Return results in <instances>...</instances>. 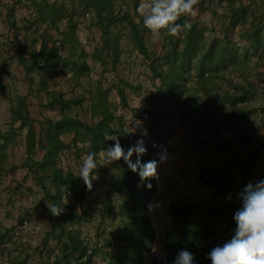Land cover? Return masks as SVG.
Segmentation results:
<instances>
[{"label":"trees","instance_id":"1","mask_svg":"<svg viewBox=\"0 0 264 264\" xmlns=\"http://www.w3.org/2000/svg\"><path fill=\"white\" fill-rule=\"evenodd\" d=\"M14 2L22 5L26 2L31 7L32 19L24 25V29L34 28L35 37L29 41L31 45L40 40L38 50L27 52V57L19 56L26 78L31 85L34 76L38 79L37 89L40 90L41 98H45L44 106L53 108L56 105L60 108L58 119L47 118L40 124V134L36 139L32 120L23 101L19 99L16 109H12L11 118L12 124H18L4 137L6 141L13 140L14 130L26 126L28 153L34 151L36 142L44 150L40 161H30L25 165L33 170L44 190V197L38 204L46 212L49 224L44 242L48 237L59 242V253L48 264H91L93 256H97L100 250L110 248V244L114 248L107 251V264H143V251L150 250L155 233L147 214L149 200L156 191L155 179L142 182L138 173L132 172L123 159L112 164L107 172L106 193L98 202L102 216L96 241L103 242L101 247L89 254L82 244L80 229L87 222L88 212L85 209L72 210L64 204L69 194L81 200L84 191L79 190L83 180L78 177V173L60 164L63 151L72 145L76 146L77 142L88 141L86 155L92 152L98 154L115 143L107 140L112 135L118 137L125 151L136 143L126 138L122 113L115 116V108L108 100L110 90L99 83L91 87L88 60H97L103 65L108 63L114 67L125 49L124 42L132 45L143 57L151 85L145 105L149 110V119L145 131L138 134L147 151L139 159L142 164L149 161L159 164L166 153L161 136L169 134L172 129L168 120L172 103L177 104L181 112L196 117V130L207 136H212L220 126L243 123L249 114V108L240 107V104H246L247 92H251L254 83L249 81L226 89L230 85L234 86L232 76L240 73L242 67L239 65L248 59L247 55L239 54L236 41L230 34V30L239 23L236 11L234 9L231 15H227L222 37L206 36L202 26L190 21L191 15L182 18L179 22L190 24L191 27L182 29L179 36L164 37V49L160 55H154L149 50L152 36L137 11L140 0ZM237 13L245 17L247 10L239 8ZM13 17L14 10L10 8L7 19ZM260 22L254 16L246 30L239 33L246 42L243 52L250 49L257 54L263 49L264 36ZM11 25L14 26L12 21ZM90 25L100 31V46L89 48L88 41L82 43V33L88 31ZM58 64L71 70L69 82L73 84L72 87L83 90V93L73 92L71 97L65 98L61 91L50 89L48 78ZM190 72H193L192 82L186 87ZM84 81L88 83L83 85ZM123 84L129 85L126 82ZM118 93L123 109L128 107L124 91L118 89ZM85 100L91 101L92 114L101 115L94 124L66 112L71 106H80ZM230 106L238 107L229 110ZM70 132L74 133L72 141L64 142L61 136ZM255 154L256 149L242 159H228L229 165L222 169L215 166L200 168L199 179L204 186L214 188L212 194L217 195L218 199L206 196L180 197L170 203L172 227L164 231L161 242L163 256L158 259L151 257L152 264H173L182 250L194 255V264H211L208 259L211 249L222 246L234 234L233 215L242 205L239 194L247 183L264 179V169L256 167ZM130 159L135 163L137 155L133 153ZM148 184H151L150 188L146 186ZM48 204L63 207L64 211L59 216H53ZM106 226L111 228L109 233H105ZM3 238L4 234H1L0 245ZM43 248L46 249L45 243Z\"/></svg>","mask_w":264,"mask_h":264},{"label":"crops","instance_id":"2","mask_svg":"<svg viewBox=\"0 0 264 264\" xmlns=\"http://www.w3.org/2000/svg\"><path fill=\"white\" fill-rule=\"evenodd\" d=\"M14 1L0 0V235L4 234L3 241L0 245V264H48L49 261L50 263L53 262L55 255L59 253V242L57 239L51 240V237H48V240L44 242L49 224L46 212L38 206L44 197V190L41 188L33 170H29L25 165L26 163H30V161H40L44 155V150L36 142L34 151L28 153L25 143L26 126L22 129L17 128L14 130L15 138L13 140L6 141L4 137L11 132L12 127L18 124V122L12 124L11 118L12 109H16L19 99L23 101L29 118L32 120V127L35 131L36 139L40 134V124L44 123L47 118L53 120L58 119L60 108L56 105L53 108L44 106L45 98H41L40 96V90L37 89L38 79L35 76L33 77L34 83L32 85L27 78V84L23 80L18 81L19 78L23 79L26 77L24 65L20 63L18 57L20 55L26 56L22 53L25 49L23 48V44H30L29 41L35 37V34L34 28L29 30L24 29V25L32 19L31 7L26 2L22 5L21 3L15 4ZM220 1L219 6H214L212 0H200L197 6V13L192 17L189 16L191 22L197 23L204 28V34L206 36L210 38L213 36L222 37L224 26L227 23L226 17L227 15H231L234 9L239 23L234 29L230 30L231 33H234L233 38L237 39L238 37L246 45L245 40L240 37L239 33L246 30L248 23L254 16L261 20L260 24L262 25V34L264 36V0ZM10 8L14 10V17L8 20L7 13ZM25 8H28V10H25ZM239 8H245L247 10L245 17H241L237 13ZM11 21L14 26L11 25ZM96 30L98 32L96 33L98 34V38H95L93 47L100 46L101 44L100 31L97 27ZM86 32L87 34H85ZM85 33H82L85 37L82 36L81 38H85L88 43H92V35L86 30ZM7 41H9V44ZM38 42V46H40V40ZM263 50L264 45L263 49L257 53L260 59L261 57L263 58ZM124 52L125 49H123L120 58L124 55ZM7 56L12 63L5 59ZM88 62L90 65L89 76L91 80L89 83L90 85L92 84L91 87H95L94 85L97 83L104 87L106 86L105 88L110 90L108 100L112 108H115V116L119 115L122 105L120 103L118 89L123 90L122 86L119 82L104 85V79L106 77L108 78L107 68L103 70L97 60H88ZM262 63L264 64V61ZM16 67L21 69L20 76L18 73L15 75L12 74V71H15L14 69ZM248 68L250 69V67ZM70 76L71 70L58 64L53 69V73L49 76L50 78H48L47 83L50 89L61 91L65 98L71 97L73 92L83 93V90L75 86L72 87L73 84L69 82ZM85 82L83 85L88 83ZM240 82L241 84L244 83L243 80ZM22 85L25 87L26 92L32 96L27 97L25 95L26 92L20 90ZM125 98L128 101L126 92ZM137 98L140 100L139 97ZM90 108L91 101L85 100L80 106H71L66 112L77 115L82 120L85 119L89 124H94L101 118V115L92 114ZM73 136L74 133L70 132L62 135L61 138L64 142L70 143ZM88 148V141L77 142L76 146L72 145L70 149L63 151L60 157V164L63 168L78 173ZM102 152L99 151L97 154L98 170L96 175L98 178L93 181L91 190L86 188L84 182H81L79 190L84 191V197L81 200H76V197L69 194L66 200V206L69 209L78 211L81 209L87 210V222L81 227L85 232L90 233L94 239L96 238L93 235L99 232V226H101L102 213L98 202L106 193L107 172L112 164H115V161H113L110 164L101 165L104 164L103 159L100 157V153ZM163 158L161 161H163ZM99 165L101 166L99 167ZM154 196L155 193L149 200L147 210H150L151 201ZM45 202L47 203V201ZM149 214L151 215L150 211ZM11 216L16 217L15 223L17 225L11 222L12 219L7 218ZM25 216L29 217L25 220ZM10 224L11 226L13 224L15 227L11 229ZM44 243L46 249L43 248ZM113 248V244H110V248L100 250L93 264H107V251ZM48 249L50 252L47 251ZM59 264L62 263L59 262Z\"/></svg>","mask_w":264,"mask_h":264},{"label":"rangeland","instance_id":"3","mask_svg":"<svg viewBox=\"0 0 264 264\" xmlns=\"http://www.w3.org/2000/svg\"><path fill=\"white\" fill-rule=\"evenodd\" d=\"M25 10H28V8H25ZM88 28L89 33L92 35V43L90 42L88 45L91 48L94 46L93 42L95 38H98V34H96L98 32L95 26L90 25ZM181 34L182 30L179 35ZM230 34L232 39L236 41L239 54L247 55L248 59L239 65L242 67L240 73L238 72V74L232 76L234 86L230 85L226 89L235 88L236 85L241 84L240 81L242 80L244 83L249 81L254 83V88L251 92H247L246 104H240V107L249 108V114L243 123H236L227 127L220 126L215 129L212 136H207L196 130V117L189 116L187 112H181L178 105L172 103V112L168 117L169 122L172 124V129L169 134L161 136V140L166 148L164 155H167L163 158V161L157 164L158 178L155 179V196L151 201L150 210H147L155 233L150 250L143 251V264H152L151 257L158 259L163 256L161 242L164 231L172 227L169 211L170 203L178 200L180 197L206 196L213 198V200L218 199L217 195L213 196L212 194L214 188L204 186L199 179L201 167L215 166L222 169L229 165L228 159H242L256 149V167L260 170L264 169V64L262 63L264 61V50L263 58L261 57V59L257 54L252 53L250 49L247 52H243L246 47L245 43L241 39L239 40L238 37L237 39L233 38L234 33ZM7 43L9 44V41ZM38 43L36 41L32 45L23 44V48L25 49L22 53L27 55V52L37 50L39 47ZM123 47L125 48V52L117 63V68L108 63L103 65L99 62L103 70L107 68L108 78L106 77L103 83L104 85H110L119 82L124 93L126 92L128 96V101L139 97L140 100L137 99L142 105L147 104L151 81L148 71L142 66L144 62L143 57L129 43L124 42ZM163 49L164 44L162 43V39L152 37L149 45L150 52H154V55H160ZM5 59L11 62L8 56ZM14 70L16 72L11 70L12 74L18 73L20 76L21 69L16 67ZM192 75L193 72H190V78L186 83V87L190 86ZM89 78L91 79L90 76ZM19 80H23L26 84L28 81L26 77L23 79L19 78ZM121 81L129 83V85L125 86ZM137 86H139L138 89L136 88ZM20 90L26 92L23 85ZM25 95L27 97L32 96L28 92ZM237 107L230 106L228 109L235 110ZM132 112L133 110L131 111L129 106H126L124 109L121 106L119 113H123V119H127ZM28 217L25 216L24 219L26 220ZM7 218L12 219L11 222L15 223L16 217L11 216ZM15 224L17 225V223ZM12 226L11 229L15 227L13 224ZM83 231L85 232V230ZM88 234L92 237L90 233ZM93 236L96 238V234ZM51 240H54V238L51 237ZM47 251L50 252L49 249Z\"/></svg>","mask_w":264,"mask_h":264},{"label":"clouds","instance_id":"4","mask_svg":"<svg viewBox=\"0 0 264 264\" xmlns=\"http://www.w3.org/2000/svg\"><path fill=\"white\" fill-rule=\"evenodd\" d=\"M199 3L200 0H140L137 11L151 36L163 39L175 37L182 29L190 28V24H181L179 21L195 15ZM107 140L115 143L100 153L104 161L101 165L123 159L132 172L138 173L142 182L158 178L156 161L140 162L139 158L147 151L143 139L137 140L127 151L121 146L117 136H110ZM133 153L137 155L135 163L130 159ZM97 170V153L87 154L79 168L78 177L89 190L93 181L98 178ZM146 186L150 188L151 184ZM239 195L242 205L233 215L234 234L222 246L211 249L208 253L211 264H264V179L247 183ZM66 203L67 201L64 204ZM48 209L53 216H59L64 211L63 207L56 204H48ZM194 259L191 252L182 250L173 264H194Z\"/></svg>","mask_w":264,"mask_h":264},{"label":"built area","instance_id":"5","mask_svg":"<svg viewBox=\"0 0 264 264\" xmlns=\"http://www.w3.org/2000/svg\"><path fill=\"white\" fill-rule=\"evenodd\" d=\"M220 0H212V4L214 6L220 4ZM87 41L86 39H82V43L85 44ZM142 66H145V63H142ZM128 105L133 110L132 113H130L129 117L127 119H123L124 128L126 129V138L127 140L135 143L137 140H139L138 134L141 131H145V124L149 119V110L146 108V104H141L137 98H132L128 101ZM115 136V135H112ZM82 230V227H80ZM111 231V228L109 226L105 227V233H109ZM82 244L86 247V253L89 254L92 252L93 249H96L98 247H101L102 240L96 241V239L92 238L88 233L84 232L82 230L81 235ZM97 256H93V261L96 259ZM93 264V262L91 263Z\"/></svg>","mask_w":264,"mask_h":264}]
</instances>
